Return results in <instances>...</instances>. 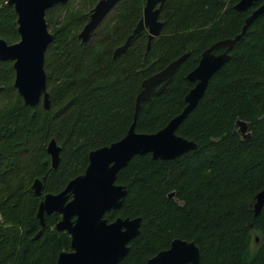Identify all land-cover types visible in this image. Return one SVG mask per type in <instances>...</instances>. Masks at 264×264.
<instances>
[{"label":"trees","instance_id":"16d2710c","mask_svg":"<svg viewBox=\"0 0 264 264\" xmlns=\"http://www.w3.org/2000/svg\"><path fill=\"white\" fill-rule=\"evenodd\" d=\"M6 1L0 0V39L14 44L16 15ZM97 1L80 0L79 10L88 11ZM144 2L120 1L87 43L75 34L87 15L71 9L56 20L60 26L44 56L47 112L41 103L23 104L13 86V62L0 61V264H57L69 238L54 228L56 215L44 217L45 228L35 238L43 196L58 194L83 173L91 151L122 139L141 83L188 54L165 90L141 103L135 131L154 134L180 114L193 87L186 76L201 54L240 34L261 4L237 12L239 0H165L159 15L163 29L148 53L143 30L113 59L141 19ZM46 22L52 29L53 21ZM229 55L176 130L197 148L169 161L135 156L118 173L116 183L127 194L107 220L141 218L140 233L119 264H146L176 238L195 242L199 264H264V207L256 217L253 212L255 196L264 189V14ZM238 120L248 126L247 139ZM51 139L61 149L55 170L46 152ZM35 180H42L39 195L30 187Z\"/></svg>","mask_w":264,"mask_h":264},{"label":"water","instance_id":"95a60500","mask_svg":"<svg viewBox=\"0 0 264 264\" xmlns=\"http://www.w3.org/2000/svg\"><path fill=\"white\" fill-rule=\"evenodd\" d=\"M68 0H7L16 15L19 41L7 44L0 39V61H12L14 70L13 86L25 106L33 107L41 102L44 111H49L50 95L46 87L44 56L47 47L53 41L45 20L46 10L55 4H65ZM120 0H100L85 24L78 38L86 43L90 35L99 26L109 10ZM260 6L245 19L241 33L232 39L220 40L212 44L200 56V60L186 80L194 86L184 97L185 107L161 130L154 134L135 131L138 112L143 102H151L154 96L161 94L171 82L177 69L185 61L184 54L171 62L160 72L141 83V91L136 96L133 121L126 135L108 147L91 151L88 166L84 173L70 182L58 194H48L38 205L36 218L40 231L45 227V216L60 214L63 216L55 228L71 235V253H60L57 264H119L129 252V243L140 233L141 218L116 219L108 224L104 213L119 209L126 197V189L115 184L119 171L124 169L135 156L151 155L153 160H174L197 148L193 141L176 135V130L187 115L197 106L205 94L210 78L230 59L229 53L240 40L250 24L264 14V0H239L234 5L237 12H245L254 3ZM165 0H146L143 16L126 38L124 44L114 50L113 58L127 52L134 36L148 30L146 52L151 48L163 28L158 20ZM224 49L221 54L214 51ZM243 139L249 137L248 126L244 121L236 122ZM51 167L57 168L60 161V147L51 140L46 147ZM31 190L39 195L42 180H35ZM173 193L169 197H173ZM70 197V200L68 201ZM264 207V189L255 196L254 216H258ZM75 218L74 223L71 219ZM200 251L195 242L182 239L171 241L167 249L159 251L147 260L146 264H199Z\"/></svg>","mask_w":264,"mask_h":264},{"label":"flooded vegetation","instance_id":"af4514ba","mask_svg":"<svg viewBox=\"0 0 264 264\" xmlns=\"http://www.w3.org/2000/svg\"><path fill=\"white\" fill-rule=\"evenodd\" d=\"M79 1L80 0H68L65 4H55V5H53L51 8H49V9H47L46 10V13H45V20L47 19V18H49V19H51L52 21H54V20H57V21H59V20H62V19H64V18H66L68 15H69V11L72 9V11L73 12H75V11H77L76 13L77 14H81V13H83V15H87V21L89 20V17H90V15H91V13H92V10L94 9V7L96 6V4L100 1V0H98L95 4H94V6L92 7V8H90L88 11L87 10H85V9H80L79 10V5H78V3H79ZM120 1H122V0H120ZM120 1H118L110 10H109V12L120 2ZM145 2H146V0H145ZM145 6V5H144ZM144 6H143V9H144ZM12 8V7H11ZM162 9V8H161ZM108 12V13H109ZM160 12H161V10H160ZM107 13V14H108ZM107 14H106V16H107ZM159 15H160V13H159ZM105 16V17H106ZM142 16H143V14H142ZM104 17V18H105ZM104 18H103V20H104ZM102 20V21H103ZM158 20H159V18H158ZM101 21V22H102ZM160 21V20H159ZM161 22V21H160ZM47 23V22H46ZM87 23V22H86ZM85 23V24H86ZM85 24H84V26H85ZM101 24V23H100ZM99 24V25H100ZM47 28H48V26H47ZM84 28V27H83ZM97 29V28H96ZM95 29V30H96ZM83 30V29H82ZM48 31H49V28H48ZM145 31H147V33H148V30L147 29H145ZM81 33V32H80ZM51 35H53L52 33H50ZM92 35V34H91ZM91 35H90V37H91ZM78 36H79V33L77 34V38H78ZM79 39V38H78ZM90 39V38H89ZM80 40V39H79ZM88 42V41H87ZM86 42V43H87ZM124 44V43H123ZM120 47V46H119ZM224 51H222V52H220V53H215V51H214V54L215 55H217V54H221V53H223ZM113 53H114V51H113ZM120 56V55H119ZM118 56V57H119ZM112 58H113V54H112ZM114 59V58H113ZM196 68V67H195ZM192 84V83H191ZM193 86H194V84H193ZM113 144V143H112ZM111 145V144H110ZM109 145V146H110ZM106 147H108V146H106ZM89 155V154H88ZM88 166V165H87ZM87 166H86V168H87ZM85 168V169H86ZM85 171V170H84ZM84 171H83V173H84ZM120 172V171H119ZM118 172V173H119ZM83 173H81L80 175H82ZM79 175V176H80ZM118 175V174H117ZM116 180H117V177H116ZM115 184L116 185H118V186H122V185H119L118 183H116V181H115ZM122 187H124V186H122ZM125 188V187H124ZM126 189V188H125ZM127 191V190H126ZM41 194V193H40ZM127 194V193H126ZM45 196V195H44ZM43 196V197H44ZM70 200V197H69V199H68V201ZM114 211H116V210H110V211H108V212H105L104 213V216H103V219L104 220H106L107 221V223L108 224H111V223H113L116 219H118V218H121V217H117V218H115V219H113V220H111V221H109V220H107V218H106V216H107V214L109 215L111 212H114ZM52 215H56V216H58V221L56 222V224H55V226L59 223V222H61L62 221V218H63V216L62 215H60V214H55V213H53V214H51L50 216H52ZM121 219H125V218H121ZM74 220H75V218H72L71 219V222L72 223H74ZM55 226H54V228H55ZM45 228V227H44ZM41 229V228H40ZM56 229V228H55ZM44 230V229H43ZM40 231V230H39ZM38 231V232H39ZM56 231H58V230H56ZM58 232H63V233H65L67 236H68V238H69V249L68 250H64V251H62V252H60V253H71L72 252V249H71V240H72V238H71V235L68 233V232H66V231H58ZM38 234V233H37ZM36 234V235H37ZM36 237V236H35ZM59 253V254H60ZM59 256V255H58Z\"/></svg>","mask_w":264,"mask_h":264},{"label":"rangeland","instance_id":"374dc122","mask_svg":"<svg viewBox=\"0 0 264 264\" xmlns=\"http://www.w3.org/2000/svg\"><path fill=\"white\" fill-rule=\"evenodd\" d=\"M144 5H145V2H144ZM144 7H145V6H144ZM142 14H143V10H142ZM141 18H142V16H141ZM139 21H140V20H139ZM55 22H56V20L53 21L52 29L48 26V28H49V33H52V34H53V32L56 31V30L59 28L60 25H59V24H56ZM86 22H87V20L85 21V23H86ZM85 23H84V24H85ZM162 23H163V22H162ZM84 24L81 25V26H78V27L76 28V31L74 30L76 35H77L78 33L80 34V32L82 31V29H83V27H84ZM162 29H163V28H162ZM125 40H126V39H125ZM124 42H125V41H124ZM121 46H122V45H121ZM117 48H118V47H117ZM47 92H48V91H47ZM48 94H49V92H48ZM40 103H41V102H40ZM41 105H42V104H41ZM49 109H50V108H49ZM51 140H54V139H51ZM51 140H50V141H51ZM50 141H49V143H50ZM54 141H55V140H54ZM49 143H48V144H49ZM55 143H56V142H55ZM57 146H58V145H57ZM60 151H61V149H60ZM46 152H47V151H46ZM49 157H50V156H49ZM33 183H34V182H33ZM33 183H32V184H33ZM30 187H32V185H31ZM32 191H33V190H32ZM33 192H34V191H33Z\"/></svg>","mask_w":264,"mask_h":264}]
</instances>
